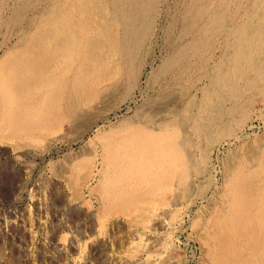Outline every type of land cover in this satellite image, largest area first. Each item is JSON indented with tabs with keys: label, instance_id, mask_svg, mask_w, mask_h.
Listing matches in <instances>:
<instances>
[{
	"label": "rangeland",
	"instance_id": "1",
	"mask_svg": "<svg viewBox=\"0 0 264 264\" xmlns=\"http://www.w3.org/2000/svg\"><path fill=\"white\" fill-rule=\"evenodd\" d=\"M67 1L11 0L0 19V62L14 46L33 42L37 29H49ZM190 1L157 0L133 76L104 94V103L82 109L78 124L45 115L40 95L22 113L0 117V264H151L158 252L165 256L159 264H264L249 253L262 240L245 246L264 226V191L249 215L236 195L250 179L243 171L264 164V79L254 87L233 78L224 87L198 80L231 65L234 28L209 36L195 54L191 42L207 20L194 21L190 38L183 34ZM96 2L72 5L88 11ZM250 3L233 7V25ZM255 60L264 69V55ZM175 141L186 146L185 158L170 150ZM146 146L143 169L149 158L162 161L152 159L156 173L136 177L131 156ZM115 155L125 158L121 167L110 164ZM152 234L164 235L156 251Z\"/></svg>",
	"mask_w": 264,
	"mask_h": 264
},
{
	"label": "bare ground",
	"instance_id": "2",
	"mask_svg": "<svg viewBox=\"0 0 264 264\" xmlns=\"http://www.w3.org/2000/svg\"><path fill=\"white\" fill-rule=\"evenodd\" d=\"M10 1L0 0V19L6 16ZM95 1H97L95 5L88 11L82 9L79 11L72 5ZM207 1H211V3L208 6H203V3ZM243 1L191 0L189 2V7L182 16L185 25L182 28L183 34L190 38L195 32L194 21L204 17L207 20L206 24L199 27L195 39L191 42L195 54L209 46V36L220 32L223 28L230 27L232 30L234 28L235 49L231 65L225 68L223 64H219L217 67L215 66L214 73L199 74L198 80L208 77L213 84L224 87L228 86L229 79L233 78L239 81L245 80V85L254 87L256 85L253 86V84L264 79V69L259 67L255 60L257 55H264V0H245L246 3L251 2L246 10L247 16L233 25L232 19L236 13L233 7L236 10L237 8L243 9L241 5ZM67 2L59 14L55 11L52 13L47 22L50 24L49 29L48 27L37 29L33 42L25 40V43L14 46L13 50H10L11 52H8L0 62V117L5 119L14 113H22L25 105L31 104L36 95H40L37 105L45 115H51L52 112L57 118L70 117L73 124H78L82 109L95 107L96 105L93 104L98 99H101L100 104L104 103L105 97H107L103 98L104 94H111L121 81L133 76L136 67V51L143 44L146 33L150 29L151 18L148 16V12L156 11L157 0H71L70 4ZM199 5L200 7H198ZM18 13L19 11L15 12V14ZM251 14L255 18L253 22H251L252 19L250 20ZM131 35H134V44L131 42ZM2 50L3 48L0 46V52ZM244 59L249 60L248 66L243 65L242 60ZM249 71L254 72V77L250 76ZM111 90L113 91L111 92ZM241 104L244 108V103ZM2 123L0 121V129H2ZM172 148L183 158L188 155L186 146L180 141L172 142L170 150ZM139 151L143 154L141 155L139 152V156H137L138 154H136L137 157L131 156V160L138 167L135 168L138 169L136 174H139L136 177H143V170L151 174L155 170L150 166L152 162L157 163V159L161 162L162 159L159 157L147 159L149 161L146 163L150 168L145 170L143 169L145 162L143 157L149 156V150L146 146L143 147V151L142 149ZM123 159L125 158L115 155L111 157L110 164L121 167L124 163ZM257 162L254 163L256 168H252V166L248 169L249 171H243L249 175L250 179L241 184V187L240 183H236L240 187V191L238 193L236 191V195L239 194L245 200L244 212L247 215L250 214V208L262 202L264 164L260 161ZM187 165L189 166L186 162L183 164V166ZM258 181L261 182L258 183ZM112 185H116V183ZM139 185L140 183H136L135 188ZM244 185L247 186L244 187ZM109 186L110 184H108ZM159 210L155 209L158 212ZM153 215L155 216L152 217L154 220L161 218V216L157 217L155 213ZM162 224L168 225L169 221H163ZM259 228L254 229L256 239L247 241L245 246L250 242L262 240L261 246L256 248L252 246L249 253L251 251L253 256L264 258V226ZM162 237L160 239L159 235H154L150 241V244L155 247V251L158 250ZM239 251H242L241 248ZM151 252L153 253V251ZM234 253L228 252L229 255ZM158 254V260L151 264H159L164 261V253L158 252ZM141 262L143 263V261Z\"/></svg>",
	"mask_w": 264,
	"mask_h": 264
}]
</instances>
